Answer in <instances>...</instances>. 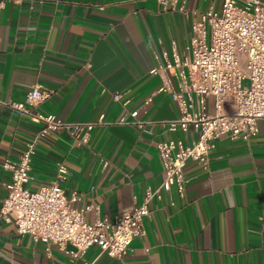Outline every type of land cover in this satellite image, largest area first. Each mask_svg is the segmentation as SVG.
I'll use <instances>...</instances> for the list:
<instances>
[{
	"label": "crops",
	"instance_id": "0c3cea01",
	"mask_svg": "<svg viewBox=\"0 0 264 264\" xmlns=\"http://www.w3.org/2000/svg\"><path fill=\"white\" fill-rule=\"evenodd\" d=\"M222 0H177L163 9L156 0H4L0 14V208L15 161L41 124L2 103L21 102L33 85L52 91L34 109L68 122L95 121L88 144L66 132L40 137L30 158L29 190L55 179L66 197L80 195L78 208L88 223L112 221L141 203L145 189H156L162 171L156 146L190 135L169 131L178 116L166 93H155L168 73L151 74L155 52L180 55L191 26ZM120 94L118 100L113 96ZM152 97L149 103L145 101ZM212 111V99L207 100ZM137 111L141 123L118 125ZM183 194L175 186L150 203L146 234L134 238L122 260L99 248L82 258L18 235L0 219V264H264V120L247 141L221 137L213 142L208 167L188 161L182 169Z\"/></svg>",
	"mask_w": 264,
	"mask_h": 264
},
{
	"label": "built area",
	"instance_id": "2783aa9c",
	"mask_svg": "<svg viewBox=\"0 0 264 264\" xmlns=\"http://www.w3.org/2000/svg\"><path fill=\"white\" fill-rule=\"evenodd\" d=\"M163 9L173 8L177 0H156ZM4 0H0V14ZM156 67L151 74L168 73L177 82L174 89L163 77L155 93H166L176 103L178 116L167 123L169 131L189 134L186 142L165 140L157 144L162 181L156 189L147 188L141 203L123 211L112 221L88 223L84 213L90 207L78 208L80 195L66 197L60 183L67 170L62 164L49 184L29 190L30 158L40 137L66 132L77 144L87 145L91 131L106 125L104 115L95 121L68 122L53 114L34 111L46 102L52 91L33 85L21 102L2 103L41 124L40 130L26 144L17 160H5L2 168L10 174L4 184L6 197L0 208V219L12 224L18 235H31L36 242L54 247L74 259L82 258L92 246L104 255L122 260L134 238L146 231L143 219L150 214V203L161 199V192L175 186L182 195V169L193 161L208 167L213 142L221 137L247 141L258 132V121L264 120V0H222L218 9H209L191 26L190 39L181 55L172 49L154 54ZM245 82L247 85H245ZM120 94H115L116 101ZM212 99V111L207 100ZM149 97L145 103H149ZM137 111L115 121L118 125L141 126ZM83 264H94L85 261Z\"/></svg>",
	"mask_w": 264,
	"mask_h": 264
},
{
	"label": "rangeland",
	"instance_id": "374dc122",
	"mask_svg": "<svg viewBox=\"0 0 264 264\" xmlns=\"http://www.w3.org/2000/svg\"><path fill=\"white\" fill-rule=\"evenodd\" d=\"M245 85H247V83L245 82Z\"/></svg>",
	"mask_w": 264,
	"mask_h": 264
}]
</instances>
